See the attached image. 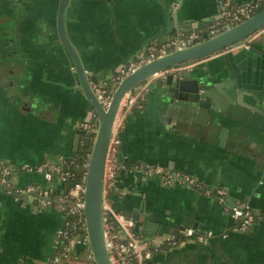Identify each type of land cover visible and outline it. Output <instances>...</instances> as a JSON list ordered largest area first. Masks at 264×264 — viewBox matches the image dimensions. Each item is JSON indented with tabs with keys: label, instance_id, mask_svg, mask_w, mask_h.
<instances>
[{
	"label": "crops",
	"instance_id": "crops-1",
	"mask_svg": "<svg viewBox=\"0 0 264 264\" xmlns=\"http://www.w3.org/2000/svg\"><path fill=\"white\" fill-rule=\"evenodd\" d=\"M59 6L60 0H0V165L11 167L14 188L38 184L61 192L58 180L21 166L91 151L80 131L86 132L81 124L94 109L61 43ZM219 10V0H70L66 31L89 80H107L172 34L208 26ZM224 63L221 52L185 69L214 73ZM186 116L151 89L143 106L128 115L109 193L114 208L140 214L142 226L148 216L155 232L138 231L148 240L162 243L188 227L213 232L204 242L163 245L149 264H264V132L224 116L228 132L221 144L217 136L210 140L190 128ZM148 165L180 177L167 182L147 175ZM185 175L199 186L183 181ZM244 202L254 220L240 231L232 208ZM63 227L64 216L53 206L32 197L18 200L0 184V264H48ZM92 255L91 247L75 243L60 264H97Z\"/></svg>",
	"mask_w": 264,
	"mask_h": 264
},
{
	"label": "water",
	"instance_id": "water-1",
	"mask_svg": "<svg viewBox=\"0 0 264 264\" xmlns=\"http://www.w3.org/2000/svg\"><path fill=\"white\" fill-rule=\"evenodd\" d=\"M69 2L60 0V40L74 64L81 89L99 120L96 133L80 131L83 145L91 147L85 187L87 233L97 264H112L104 234L103 183L112 126L123 96L154 73L181 67L175 73L157 78L149 87L180 108L187 115L186 124L190 128H197L201 135L209 136L210 140H213V135L217 136L221 144L228 132L224 116L239 119L264 132V5H260L252 17L228 30L212 37L205 34L191 46L159 56L140 66L118 84L110 106L104 109L66 31L65 12ZM221 52L224 53L225 63L214 73L206 71L197 75L185 69L202 58ZM133 219L136 231L146 228L150 233L155 232L148 216L144 218L143 226L140 214H136Z\"/></svg>",
	"mask_w": 264,
	"mask_h": 264
},
{
	"label": "built area",
	"instance_id": "built-area-1",
	"mask_svg": "<svg viewBox=\"0 0 264 264\" xmlns=\"http://www.w3.org/2000/svg\"><path fill=\"white\" fill-rule=\"evenodd\" d=\"M264 5V0L255 3L237 5L234 0H219L220 10L218 16L206 27H196L188 32L174 33L166 41L150 46L148 52L139 58L132 60L110 79L91 80V87L98 97L104 109H107L112 100V95L118 84L129 74L137 70L140 66L166 55L173 51L182 50L200 41L207 34L209 37L217 35L234 25L252 17ZM181 67H172L160 72H156L148 77L144 82L134 89L128 91L123 96L115 120L112 126L108 152L106 155L104 183H103V222L107 251L112 264H148L155 253L160 252L163 245L174 247L186 241L204 242L213 236L212 231L198 232L194 227H188L181 234L168 235L161 243L155 238L146 239L141 233L135 230V221L132 216L117 211L110 198L109 193L113 188L119 173L118 153L120 147V133L125 125L128 115L134 108L143 106L146 94L150 85L157 78L169 73L179 71ZM118 80L114 89L110 88L109 82ZM82 128L86 132L96 133L99 128V120L96 113L93 118L84 121ZM70 161L61 160L57 163H43L36 166L23 165L24 171L37 172L44 176L47 181L58 180L62 184L63 190L56 192L54 188L41 187L38 184H29L24 187L14 188L11 183L12 169L7 164L0 165V184L5 186L8 194H12L18 200L24 198L28 200L32 197L41 206H53L64 216V227L58 232L56 244L61 240L66 243L60 249L57 248L48 264H60L64 258L71 254L75 243H80L90 249V241L87 233L79 232L86 225L85 216V187L88 175L89 160L85 162V173L83 177L72 182L73 173L69 169ZM143 171L147 175L161 176L165 181L178 179L180 176H173L161 166H145ZM182 180L189 184L199 186L195 177L185 175ZM218 194L223 198L224 191L218 190ZM232 216L237 220V229L246 231L254 220V213L248 203H240L232 208ZM92 258H95L92 255Z\"/></svg>",
	"mask_w": 264,
	"mask_h": 264
},
{
	"label": "trees",
	"instance_id": "trees-1",
	"mask_svg": "<svg viewBox=\"0 0 264 264\" xmlns=\"http://www.w3.org/2000/svg\"><path fill=\"white\" fill-rule=\"evenodd\" d=\"M117 84H118V80L113 81V82L112 81L109 82V86L112 89H114ZM90 153H91L90 149H87V150H85V152L81 156L68 159V161H70L69 169L74 174L73 179L71 180L72 182L78 181L83 177V175L85 173L84 164L86 161H88L90 159ZM86 228L87 227L85 225H83V229L80 230L79 232L86 233ZM65 243H66L65 241L61 240L59 242V245L57 246V248L60 249L61 247H63V245ZM165 247H169V246L166 245ZM148 264H149V262H148Z\"/></svg>",
	"mask_w": 264,
	"mask_h": 264
}]
</instances>
